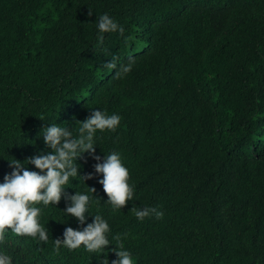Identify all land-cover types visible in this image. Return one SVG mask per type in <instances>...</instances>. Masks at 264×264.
Segmentation results:
<instances>
[{
    "label": "trees",
    "instance_id": "1",
    "mask_svg": "<svg viewBox=\"0 0 264 264\" xmlns=\"http://www.w3.org/2000/svg\"><path fill=\"white\" fill-rule=\"evenodd\" d=\"M105 13L124 33L101 46ZM112 55L134 57L133 70L116 78ZM93 108L121 116L97 133L96 155L121 154L134 197L113 210L99 174L86 181L94 194L80 176L66 193L93 196L92 214L135 264H264V0H0V183L10 162L50 151L44 127L75 129ZM77 162L94 173L90 154ZM68 203L44 209L46 243L8 232L13 264L117 259L114 244L100 259L83 246L54 251L81 228ZM145 206L163 217L139 221L132 209Z\"/></svg>",
    "mask_w": 264,
    "mask_h": 264
},
{
    "label": "clouds",
    "instance_id": "2",
    "mask_svg": "<svg viewBox=\"0 0 264 264\" xmlns=\"http://www.w3.org/2000/svg\"><path fill=\"white\" fill-rule=\"evenodd\" d=\"M97 40L102 46L106 33H124V28L113 17L105 13L96 20ZM134 57H128L127 63L120 62L117 55H112L105 62V68L113 70L115 77L120 79L133 70ZM121 123V116L116 113L109 114L105 110L93 108L91 115L83 121L77 120L73 129L67 125L49 123L39 134L50 151H41L25 161L10 162L13 171L4 176L0 183V264H13V257L5 250L8 232L16 236L32 237L38 242L46 243L49 240V228L42 223L44 209L58 205L62 198L70 201L66 209L62 210L66 217H75L81 225L80 229L67 227L63 239L55 240L54 251L59 253L61 247L69 251L83 249L88 253L101 254L106 252L107 246L116 245L113 249L117 259H101L100 264H135L133 254L125 248L120 238L113 243L110 239V224L101 214L93 215L91 212L93 196L87 191H75L67 194L66 187L70 179L77 176L87 180L94 179L97 174L102 175L99 183L103 185L107 194L106 203L113 210L122 209L133 200L134 188L129 183L130 172L124 164L121 154L113 151L105 154L103 158L96 155L100 137L98 132L115 131ZM88 153L97 161L94 173L87 176L80 175L81 165L78 160ZM33 165L39 171L29 169ZM95 193V188L89 187ZM96 200H101L95 197ZM135 217L143 222L145 218L155 217L161 219L164 213L156 207H134ZM89 217H93L91 223Z\"/></svg>",
    "mask_w": 264,
    "mask_h": 264
}]
</instances>
